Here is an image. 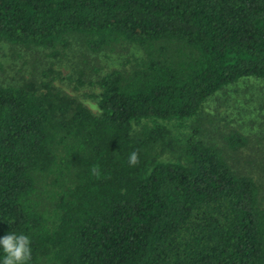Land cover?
<instances>
[{"label": "trees", "instance_id": "trees-1", "mask_svg": "<svg viewBox=\"0 0 264 264\" xmlns=\"http://www.w3.org/2000/svg\"><path fill=\"white\" fill-rule=\"evenodd\" d=\"M73 40L128 55L95 79L97 113L0 83V238L28 236L27 264H264V149L196 118L264 78V0H0V41Z\"/></svg>", "mask_w": 264, "mask_h": 264}, {"label": "rangeland", "instance_id": "rangeland-1", "mask_svg": "<svg viewBox=\"0 0 264 264\" xmlns=\"http://www.w3.org/2000/svg\"><path fill=\"white\" fill-rule=\"evenodd\" d=\"M49 50L0 41V83L19 85L25 82L42 90V83L49 81L53 88L75 97L91 112L97 113L95 95L98 88L94 81L99 74L123 60L128 51L92 53L75 40L54 57ZM204 117H211V124L218 128L214 135L217 143H221L222 134L238 129L248 136L249 146L264 149V78L246 76L223 86L203 103L196 117L208 128L210 124ZM193 119H185L184 125L177 127L174 121H169L170 134L179 137L180 131L188 130L186 125L192 124ZM239 152L245 154V149Z\"/></svg>", "mask_w": 264, "mask_h": 264}, {"label": "clouds", "instance_id": "clouds-1", "mask_svg": "<svg viewBox=\"0 0 264 264\" xmlns=\"http://www.w3.org/2000/svg\"><path fill=\"white\" fill-rule=\"evenodd\" d=\"M128 163L130 166L139 163L137 152L130 154ZM30 244L29 237L24 234L11 233L0 238V249L4 254L2 264H27V261L31 259Z\"/></svg>", "mask_w": 264, "mask_h": 264}]
</instances>
